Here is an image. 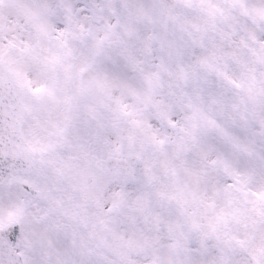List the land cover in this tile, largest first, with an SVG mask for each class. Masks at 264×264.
<instances>
[{"label":"snow or ice","instance_id":"snow-or-ice-1","mask_svg":"<svg viewBox=\"0 0 264 264\" xmlns=\"http://www.w3.org/2000/svg\"><path fill=\"white\" fill-rule=\"evenodd\" d=\"M0 264H264V0H0Z\"/></svg>","mask_w":264,"mask_h":264}]
</instances>
